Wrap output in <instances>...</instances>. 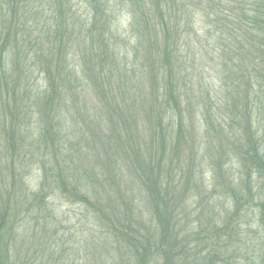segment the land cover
Masks as SVG:
<instances>
[{
	"label": "rangeland",
	"instance_id": "374dc122",
	"mask_svg": "<svg viewBox=\"0 0 264 264\" xmlns=\"http://www.w3.org/2000/svg\"><path fill=\"white\" fill-rule=\"evenodd\" d=\"M219 1L0 0V264H264L263 111L203 48Z\"/></svg>",
	"mask_w": 264,
	"mask_h": 264
},
{
	"label": "trees",
	"instance_id": "16d2710c",
	"mask_svg": "<svg viewBox=\"0 0 264 264\" xmlns=\"http://www.w3.org/2000/svg\"><path fill=\"white\" fill-rule=\"evenodd\" d=\"M219 5H222L217 8L221 17L216 20L220 27L206 29L203 48L208 52L219 51L217 58L226 73L225 82H231L229 95L240 102V105L236 104L235 107L242 106L243 110L247 109L254 92L257 97L253 101H258L264 120V102L258 97L261 95L264 100V0H220ZM214 8L216 7H212ZM162 31L166 37L163 50L165 71L171 75V63L173 64L172 60L176 57L178 49L173 40L175 31L169 29L167 24H164ZM175 38L177 42L180 39ZM211 40L213 47L210 45ZM208 98L210 99V94ZM255 158L257 167L259 163L263 166L264 154L257 152Z\"/></svg>",
	"mask_w": 264,
	"mask_h": 264
}]
</instances>
